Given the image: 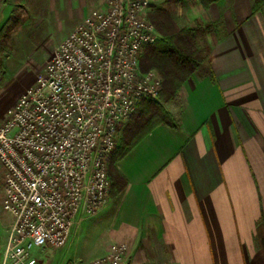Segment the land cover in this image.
I'll return each instance as SVG.
<instances>
[{
	"label": "crops",
	"instance_id": "1",
	"mask_svg": "<svg viewBox=\"0 0 264 264\" xmlns=\"http://www.w3.org/2000/svg\"><path fill=\"white\" fill-rule=\"evenodd\" d=\"M258 1L199 3L215 25L205 32L204 61L166 107L175 126L155 124L116 162L125 187L72 230L70 247L83 223L97 217L112 243L128 245V264H264V4L253 11ZM10 223L11 217L2 225L7 235ZM64 249L35 255L40 264H78Z\"/></svg>",
	"mask_w": 264,
	"mask_h": 264
},
{
	"label": "built area",
	"instance_id": "2",
	"mask_svg": "<svg viewBox=\"0 0 264 264\" xmlns=\"http://www.w3.org/2000/svg\"><path fill=\"white\" fill-rule=\"evenodd\" d=\"M150 0H106L60 42L0 125L2 208L10 215L0 264H40L35 251L63 247L72 230L109 199V160L120 130L162 78L143 71L144 48L159 38ZM113 242L87 264H128Z\"/></svg>",
	"mask_w": 264,
	"mask_h": 264
},
{
	"label": "rangeland",
	"instance_id": "3",
	"mask_svg": "<svg viewBox=\"0 0 264 264\" xmlns=\"http://www.w3.org/2000/svg\"><path fill=\"white\" fill-rule=\"evenodd\" d=\"M105 3L106 0H4L1 2L0 125L7 117L8 108L16 102L28 86L34 83L60 42L82 20L83 16L93 9L103 8ZM199 3V0H150L147 14L150 10L160 7L166 9L181 27H195L197 24H200L203 29L207 25L213 27L214 22L200 11ZM202 38L203 35L199 34L198 43L202 54L206 56L207 51ZM155 101L158 102L159 97ZM171 105L170 101L163 103L165 109ZM147 109L144 107L135 110L134 118L141 120L142 124L133 138L147 131L153 123L160 120L159 116L149 120ZM132 115L120 130L117 148L123 133L129 127ZM131 131L134 132V130ZM2 172L0 164V242H2L0 243V260H2L7 240V233L2 225L8 223L10 219L9 214L2 208L4 194ZM109 195L111 196V190ZM96 218L92 217L83 223L72 247L67 244L68 242L63 246L64 250L68 249V256L78 264H86V261L102 253L106 246L114 241L102 220Z\"/></svg>",
	"mask_w": 264,
	"mask_h": 264
},
{
	"label": "trees",
	"instance_id": "4",
	"mask_svg": "<svg viewBox=\"0 0 264 264\" xmlns=\"http://www.w3.org/2000/svg\"><path fill=\"white\" fill-rule=\"evenodd\" d=\"M219 1L221 0H199L203 7H208L210 4ZM263 4L264 0L256 2L253 11H257ZM147 16L155 25L160 36L154 43L144 48L140 57V67L143 71L148 69L157 70L162 78V89L158 95V102L153 98H145L137 109L148 108L147 111L149 112H146L148 119L152 120L154 117L159 116L160 120L153 123L147 131L133 138L135 133L141 129L140 125L142 124L141 120L134 118L136 112L133 113L129 127L123 133L118 148L109 162L111 196L117 195L126 185V179L117 168L116 162L129 152L155 124L165 122L175 126L171 114L164 108L163 103L174 100L179 96L184 82L192 76L193 72L204 61L205 56L202 54V49L198 43L199 34L203 35L202 40L205 43V50L207 53L209 52L205 32L211 30V25H207L204 29L200 24L195 27H181L166 9L160 7L150 10ZM131 130H134V132Z\"/></svg>",
	"mask_w": 264,
	"mask_h": 264
}]
</instances>
